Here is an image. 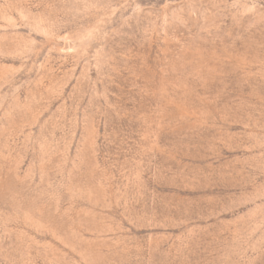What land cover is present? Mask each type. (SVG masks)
Masks as SVG:
<instances>
[{"label":"rangeland","instance_id":"374dc122","mask_svg":"<svg viewBox=\"0 0 264 264\" xmlns=\"http://www.w3.org/2000/svg\"><path fill=\"white\" fill-rule=\"evenodd\" d=\"M0 264H264V0H0Z\"/></svg>","mask_w":264,"mask_h":264}]
</instances>
